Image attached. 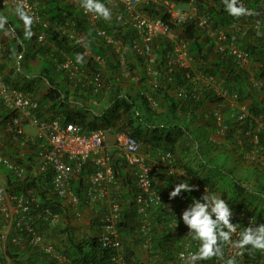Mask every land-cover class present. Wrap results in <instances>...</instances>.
<instances>
[{"label":"trees","instance_id":"trees-1","mask_svg":"<svg viewBox=\"0 0 264 264\" xmlns=\"http://www.w3.org/2000/svg\"><path fill=\"white\" fill-rule=\"evenodd\" d=\"M190 1L195 5L196 16L205 15L209 28L214 31L227 28L242 18V16L235 18L228 15L224 10L223 0H175V3ZM241 2L246 4L252 13L248 15L247 22L264 25V0H241ZM145 11L149 17L159 19L167 25L171 32H175L179 39L186 43L187 53L195 66L196 73L201 77L221 80L225 95L234 97V101L239 104L245 103L250 116L264 121V101L254 100L252 97V92L255 91L250 85L247 69H241L236 65L228 53L215 52L214 43L197 27L196 18L176 26L160 6L148 3ZM43 12L53 26L44 32L45 44L36 43L33 28L32 37L25 39L22 22L18 18L8 19L9 25L16 30L14 36L1 30L3 34L2 58L12 62L15 53L20 54L27 49L28 60H33V62L39 60L36 63L40 71L33 78L35 80L28 78L27 82L21 85H13L36 100L34 111L36 118L39 120L59 118L63 123H77L85 133L98 128L126 131L141 142L144 153L150 155L164 151L172 153L176 169L183 171L184 176L197 179L198 183L207 187L211 193L221 196L233 211L253 214L252 210L255 205L259 202L264 203V169L252 165L251 170L258 174V177L243 179L242 176L237 177L232 168H228V160L225 159L227 156H225L224 147L226 146L230 145L232 152H236L237 155L249 150L251 147L249 133L253 129V120L247 118L239 124L229 119L218 154L210 156L211 150L207 149L203 152L202 147L205 148V144H201V140L205 139L207 132L215 127L212 118L210 119L211 113L208 121L203 122L199 128H191L190 124L196 120L197 116H201L207 104L220 102L221 98L212 91L197 88L193 84L195 77L193 69H183L174 65L169 70L166 65L169 44L166 40L155 41L159 62L158 76L154 79L155 86L150 85V78L144 70L143 60L131 55L129 58L123 51L128 60H134L135 66L128 67L130 74L134 71L138 78L136 85L139 89L130 88L134 91L131 95L123 92L116 83L120 70L117 56L108 48L100 45L85 26L82 14L74 6L64 4L61 0H45ZM63 23H68L69 30L75 35L82 36L84 33V43L79 44L71 35L57 31L56 26ZM102 25L111 34L118 30V35L126 41L136 36L133 30H124L115 26L114 23H103ZM237 43L241 51L247 54L249 60L257 64L253 68V73L264 83V33L247 29L245 35L241 36ZM85 46L93 54L104 59L105 67L101 68L90 57L84 55ZM77 55L83 56V62L77 63ZM66 59L70 60L81 72L74 79H68L66 73L58 69V64ZM97 73L100 76L101 88L98 92L92 93L91 85L86 82L92 84L93 75ZM60 75L63 76L62 79L59 78ZM60 80L66 81L69 87L61 86ZM41 81L47 85V91L44 94L37 93L40 88L38 83L40 84ZM128 82L134 83L130 79ZM145 94H149L156 104L155 107L151 106ZM90 102L95 104L89 105ZM13 118V115L8 112L0 114V141L3 146L1 150L6 153L4 155L23 165L31 158L18 157L16 146L11 143L9 130ZM258 138L261 152L264 153V131H260ZM110 161L115 184L119 187V190L112 187L110 195L117 199L120 206L116 220L117 244L124 262L126 264H162L163 261L171 259L178 247V231L184 228L176 230L170 228L160 208L150 213L152 226L149 229L151 241L149 252H151V259L146 263L136 259L134 247L142 243V238L139 234L140 219L134 203L137 189L133 172L115 154L111 155ZM93 172L94 165L88 161L82 168L81 177L73 183L74 193L82 202L77 210L89 215L88 230L82 234V237H79L73 233L72 214L61 205L55 196L46 193L50 181L49 175L34 177L28 174L20 179L0 165V173L5 177V189L9 194H36L40 207L49 209L65 223L54 229H50L42 221L31 226L54 242L55 250L67 261V264H112L110 259L117 252L114 248H102L99 241L102 225L99 218L105 212V207L99 205L98 208L91 209L85 204L83 189ZM182 179V176L167 174L166 171L160 170L154 177V189L168 196L175 183ZM193 197L197 199L200 197L197 190L189 193L182 192L177 198L191 203ZM16 231L12 229L6 243L5 253L3 257L0 256L2 263L8 261L12 264H59L48 254L29 246L26 239L27 234L24 231L21 232L23 242L20 245L12 244V238L18 234ZM241 252L247 262L264 263V251L247 248ZM213 259L200 262V264H213Z\"/></svg>","mask_w":264,"mask_h":264},{"label":"built area","instance_id":"built-area-1","mask_svg":"<svg viewBox=\"0 0 264 264\" xmlns=\"http://www.w3.org/2000/svg\"><path fill=\"white\" fill-rule=\"evenodd\" d=\"M45 0H0V8H9L15 10L18 6L24 7L34 16L32 28L37 44H45V31L53 28L50 20L46 18L43 12ZM104 0L111 9L112 19L105 21L102 18H96L92 13H86L80 7L79 0H61L64 4L74 6L83 16L85 26L95 36V39L108 48L117 56L120 64L119 78L129 77L136 83L138 78L131 75L124 65L123 51L129 50L133 56L140 58L144 63V70L150 78V83L155 82L158 76V57L154 47L158 39L166 40L169 44V53L167 55L166 65L169 70L172 66L183 69H189L191 60L187 53L186 43L179 39L175 32H171L167 25H164L159 19L151 18L145 11L148 3L160 6L163 11L169 15L170 21L179 26L186 21L197 19V27L203 31L214 43V50L218 53H228L234 59L236 65L241 69L249 63V57L241 51L237 41L245 35L247 29L255 30L257 33H264V25L249 24L248 15H243L241 19L233 22L229 27L220 30H211L206 22L205 15L196 16V8L190 11H176L175 0ZM157 2V3H156ZM192 3V2H191ZM246 8L247 5L241 2ZM103 23H114L115 26L126 30L131 29L136 36L126 41L118 35V30L111 34L104 27ZM68 23L56 26V30L71 35L79 44L84 43L85 34L75 35L69 30ZM2 45L0 39V57H2ZM22 53H15L13 56V69H21ZM84 55L90 57L101 68L105 61L99 55L93 54L87 46L84 48ZM264 65V64H263ZM58 69L66 73L68 79H74L79 70L68 59L58 64ZM83 73V72H82ZM250 77V85L257 93H261L264 98V83L255 75ZM208 78V81H211ZM100 76L93 75L91 85L92 93L100 90ZM195 80L197 78L195 77ZM225 95L224 93H222ZM151 106L156 104L149 96L145 94ZM222 97L221 99L225 98ZM234 98V97H233ZM232 97L230 99L234 101ZM235 113L229 117L236 123H243L247 118L253 120V129L249 133L250 148L245 152V161L264 169V153L261 152L258 134L264 131V121L260 118L250 116L248 107L245 103L235 102ZM36 109V100L23 93L18 87L8 84L4 76L0 73V111L8 112L13 115V120L9 132L11 140L15 144L31 147L32 159L20 164L0 154V164L6 170L17 178L23 179L28 174L34 177L50 176L49 186L46 193L55 196L61 205L75 218L79 217L81 211L77 210L80 202L79 197L74 193L73 183L81 177L83 166L89 161L94 165V172L87 179L83 195L87 208H98L99 205L105 207V212L99 218L102 224L99 232V241L104 249L114 248L117 252L110 261L112 264H126L121 257L120 248L117 244L116 220L120 206L116 198L110 195L112 187H116L113 168L110 164L112 154L118 156L127 168H130L134 176V184L137 189L134 196L136 212L140 219L139 234L142 238L140 246L149 252L151 248L150 232L152 226L150 213L155 209H162L164 218L168 221V226L174 230L184 228L178 231V247L174 251L171 259L163 261L162 264H182L180 253L195 250V242H192L187 234L188 229L180 220L182 211L188 203L180 198L169 199V196L157 192L154 189V177L160 170L167 174H178L175 167L174 155L168 151L154 154V158H149L142 153V144L134 139L126 131L110 128H98L85 133L82 127L77 123H63L59 118L42 120L36 118L34 111ZM212 120L221 132L228 128V120L224 119L221 112L215 110L211 113ZM27 123L35 128V135L31 138L24 136L22 126ZM107 148H111L109 152ZM198 194L209 193L207 187L195 185ZM82 194V189H81ZM175 215L177 225L175 226ZM57 215H54L47 208L40 207L39 198L34 193L12 195L5 189V184L0 180V256L5 253L6 243L12 229L18 233L12 238V244L20 245L23 242L21 232L27 234V244L41 252L48 254L59 264H67V261L55 250L54 242L46 238L44 233L32 228V224L42 221L50 229L57 228L59 221ZM231 222L237 224V232L233 234L232 239H239V232L243 227L249 224H264L257 219L254 214L238 213L233 211ZM175 236V235H174ZM223 259H213V264H224V259L235 257L237 264H264L262 262L250 263L244 260L241 249H236L231 245L223 249ZM0 261V264H10L11 262ZM12 264V263H11Z\"/></svg>","mask_w":264,"mask_h":264},{"label":"clouds","instance_id":"clouds-1","mask_svg":"<svg viewBox=\"0 0 264 264\" xmlns=\"http://www.w3.org/2000/svg\"><path fill=\"white\" fill-rule=\"evenodd\" d=\"M80 7L84 12L94 14L96 18H102L105 21L112 19L111 9L104 0H81ZM223 7L228 15L235 18L252 14L250 9L242 5L241 0H223ZM14 15L22 22L24 38L30 39L33 35L34 16L22 6L15 9ZM0 30H5L13 36L16 32L15 28L9 25L8 17L5 15H0ZM76 61L77 63L83 62V56L77 55ZM11 143L16 146L18 157L26 158L19 154L21 145L15 144L12 140ZM2 147L0 141V152H2ZM28 148L33 150L30 146ZM29 158L32 159V155ZM194 190H196L194 185L181 181L173 187L168 196L171 200L178 197L182 191L189 193ZM172 216L175 217V215ZM232 216L233 210L230 205L215 193H204L198 199L193 197L191 203L182 211L180 220L187 227V234L191 241L195 242V250L189 251L187 254L180 253L182 264H200V262H206L213 258L223 259V249L229 245L241 250L251 248L264 251V224H249V226L243 227V230L239 232V239L233 240V234L237 232V224L231 222ZM174 224L177 225L176 217ZM224 264H237L236 258L233 256L224 259Z\"/></svg>","mask_w":264,"mask_h":264},{"label":"crops","instance_id":"crops-1","mask_svg":"<svg viewBox=\"0 0 264 264\" xmlns=\"http://www.w3.org/2000/svg\"><path fill=\"white\" fill-rule=\"evenodd\" d=\"M153 2H155V1L153 0ZM191 2L192 1L185 3V5H183V6L176 5L175 10L178 12L179 11H188L191 9L193 10L194 5H193V2L192 3ZM155 6H157V5H155ZM14 11L15 10L9 9V8H0V15H5L8 17V19L11 18L12 20H14L17 18L14 15ZM2 37H3V34H2V31L0 30V39H2ZM27 53H28L27 49L24 50L22 53L23 55H22V60H21V69L18 72L13 69V61L11 62L8 59H4V58L0 57V73L4 76L5 80H7L8 84H10V85H21L24 82H27L28 78H29V80H35L33 78H35V76L39 74L40 69L36 63L39 60H35V62H33V60H28V54ZM126 53H127V56H129L130 52H126ZM124 63H125L124 65L126 66V69H128V70H129L128 66H132V67L135 66L134 60H124ZM105 65H106V63H105ZM256 65L257 64H255L254 62H251V60H250L248 65L245 67V69H247V71H248L249 76L253 77L255 75L253 73V71H254L253 68H255ZM190 69H193L192 70L194 72L193 74L197 78V80H195V77H194V79L192 81L193 84H195V86H197V88L208 89V90L212 91L215 95L219 96L220 98L226 96L225 98L221 99L220 102H217L214 104H207V106L204 108V111H202V113L200 114L201 116H197L196 120L194 122H192V124H190V127L191 128H199L203 122L208 121V119L210 117L209 116L210 113L214 112L215 110L220 111L224 119H227V117L232 116L235 113L236 105H235L234 101H232L230 99V97L222 94L223 93L222 81L219 79H216V78L210 79L211 81H208L207 77L206 78L201 77L198 73L195 72V66L193 65L192 62H191ZM80 73L81 72H79V75H80ZM131 74L136 75V73H134V71L131 72ZM118 78H119V76H118ZM128 78L129 77H124V76L120 77L119 79L116 78V83L120 86V88L123 92H125V93L127 92V93L132 95V94H134V91L130 90V88H134V89H139V88L136 85V83L128 82ZM59 83L60 84L63 83V84H65L66 87L67 86L69 87V85L66 81L60 80ZM86 83H88V82H86ZM151 84H152V86H155L156 81L154 83L152 81L150 83V85ZM38 85L40 86V88L37 90V93L44 94L47 91V85L42 81L40 82V84L38 83ZM253 91H255V90H253ZM252 94H253L252 97L254 98V100H258V101L263 100L264 101V98L261 96V93H257L255 91L254 93L252 92ZM88 104L94 105L95 103L90 102ZM0 114H1V111H0ZM46 116H48V114H46ZM211 118L212 117H210V119ZM212 122L214 123L213 120H212ZM214 126L215 127L213 130H210L207 132L205 139L201 140L202 141L201 144H205V148L202 147L203 152L205 151V149L211 150L210 156H215L218 154V148H219V146H221V144H222L221 141H222V138L224 137V132H221L219 130V128H217L215 123H214ZM28 127H31L34 131L32 133H30V131L27 130ZM22 132H23L25 137L31 138L35 135V128L32 127L31 125L27 124V123H24V125L22 126ZM231 148L232 147L230 145L226 146V148L224 147L225 153H226L225 156H227L225 159L228 160V168L229 167L232 168L237 177L242 176L243 179H245V178H251V179L257 178L258 174H255V172H252V170H251L252 167L244 165V164H248V162L245 161V153H242L241 155L238 153V155H237L236 152H232ZM107 150L109 152H112L111 148H107ZM141 151L144 154L143 150H141ZM0 153L6 154L4 151H2ZM240 153H241V151H240ZM19 154L21 156H24V157H29L32 155V150L26 146H21ZM145 155L148 156L149 158H152V159L154 158V156L150 155L149 153L148 154L145 153ZM188 159H190V158H188ZM177 172L179 174L178 176H182L183 179L176 182L175 185L180 183L181 181H186V182H188L194 186L200 185L198 183L197 179H193L187 175L184 176L183 171L177 169ZM0 180L3 183L5 182V177L2 173H0ZM116 189L119 190V187L117 186ZM260 203L261 202H259V204ZM255 210L252 212L253 214H254V212L255 213L257 212ZM256 218L264 223V218H259L257 216H256ZM134 253H135L136 259H138L141 262L146 263L151 259L150 258L151 252L146 251L140 245H137L134 247Z\"/></svg>","mask_w":264,"mask_h":264},{"label":"rangeland","instance_id":"rangeland-1","mask_svg":"<svg viewBox=\"0 0 264 264\" xmlns=\"http://www.w3.org/2000/svg\"><path fill=\"white\" fill-rule=\"evenodd\" d=\"M178 5L183 6V5H185V3H180ZM188 11H190V10H188ZM124 51L125 52H129L127 49L124 50ZM130 55L133 56V54L130 53L129 54V58H130ZM62 77H63L62 75L59 76V78H61V79H62ZM61 85L65 86V84H63V83ZM227 119H229V117H227ZM27 130L30 131V133H32L34 131L31 127H28ZM144 155H145V153H144ZM221 160H222V158H221ZM244 165L252 166V164H249V163L248 164H244ZM254 210L257 211L256 213L254 212V214L257 217L264 218V203H260V204L257 203L255 205V207H254ZM88 217H89V215L87 213L82 214V212L79 213V217L78 218L74 219V217H73V219H72V227H73V231H74L73 233L76 236L82 237V234L86 233V231L88 230L87 229V227H88ZM64 224L65 223L62 220H60L58 226L60 227V226H63Z\"/></svg>","mask_w":264,"mask_h":264}]
</instances>
